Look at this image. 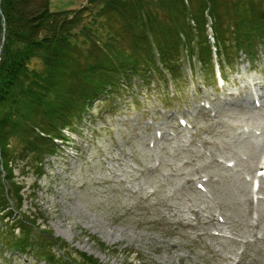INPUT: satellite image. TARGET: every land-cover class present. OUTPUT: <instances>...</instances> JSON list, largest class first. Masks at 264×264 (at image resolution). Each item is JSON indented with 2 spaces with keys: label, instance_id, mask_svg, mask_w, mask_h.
Here are the masks:
<instances>
[{
  "label": "rangeland",
  "instance_id": "obj_1",
  "mask_svg": "<svg viewBox=\"0 0 264 264\" xmlns=\"http://www.w3.org/2000/svg\"><path fill=\"white\" fill-rule=\"evenodd\" d=\"M86 1L50 0L49 8L74 10ZM220 72L226 83L218 91ZM184 74L170 108L156 100V88L131 81V89L122 86L108 102L96 98L74 125L60 129L67 142L53 139L41 173L14 166L19 211L37 217L36 229L29 226L33 250L43 234L69 264L81 254L96 264H264V194L256 175L264 135L241 123L252 110L251 92H260L248 82H264V48L257 47L253 60L239 52L233 65L215 66L207 84L187 66ZM200 101L212 106L203 116ZM249 142L262 143L256 164ZM239 175L252 191L251 207L233 182ZM6 201L5 210L23 220ZM20 233L15 229L7 242ZM0 264L49 263L1 245Z\"/></svg>",
  "mask_w": 264,
  "mask_h": 264
},
{
  "label": "trees",
  "instance_id": "obj_2",
  "mask_svg": "<svg viewBox=\"0 0 264 264\" xmlns=\"http://www.w3.org/2000/svg\"><path fill=\"white\" fill-rule=\"evenodd\" d=\"M49 2L0 0V246L69 264L43 234L31 248L29 226L36 229L37 217L19 211L14 166L41 173L53 139H63L60 129L74 125L100 95L112 96L120 80L137 78L148 87L155 79L162 90L177 91L186 64L208 78V28L221 69L240 51L252 55L264 39V0H87L63 11L50 10ZM8 198L23 220L5 210ZM15 229L21 233L7 242ZM78 264L96 263L81 254Z\"/></svg>",
  "mask_w": 264,
  "mask_h": 264
},
{
  "label": "bare ground",
  "instance_id": "obj_3",
  "mask_svg": "<svg viewBox=\"0 0 264 264\" xmlns=\"http://www.w3.org/2000/svg\"><path fill=\"white\" fill-rule=\"evenodd\" d=\"M121 82H123V85L126 86V83H124L125 80H121ZM248 83L250 84V82H248ZM236 98H238V96H236ZM252 109H253V107H252ZM241 123L246 124L250 129L260 130V134L264 135V108H261L260 110H254V111L249 112L248 114H246V116L243 117ZM261 146H262V143H260V142H249L248 143L247 150H248L249 158L251 159V161L254 164L257 163V158H258V155L260 153ZM261 163H262V166L259 167L258 170L264 169V161ZM249 172H251V170H249ZM259 178L262 181L261 182L262 184L259 186L258 191H259V193L264 194V178L262 176ZM234 181L236 183H238V185H239V190L241 192L240 194H241L242 202L244 204H247L249 207H251L253 197H252V191L250 190V188L248 186V182L243 180L241 176H240V179L238 177V180L237 179L234 180V178H233V182ZM256 201L259 202V198ZM260 213H261V211H260Z\"/></svg>",
  "mask_w": 264,
  "mask_h": 264
}]
</instances>
